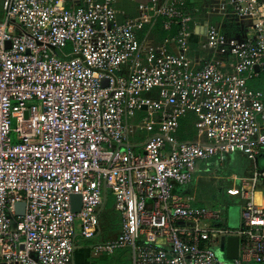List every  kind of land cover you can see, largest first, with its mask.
<instances>
[{
    "label": "built area",
    "instance_id": "1",
    "mask_svg": "<svg viewBox=\"0 0 264 264\" xmlns=\"http://www.w3.org/2000/svg\"><path fill=\"white\" fill-rule=\"evenodd\" d=\"M116 1L0 0V264H74L109 201L118 231L97 256L264 264V0H218L219 21L188 0L124 18ZM231 153L252 161L218 187L234 226L191 192Z\"/></svg>",
    "mask_w": 264,
    "mask_h": 264
},
{
    "label": "rangeland",
    "instance_id": "2",
    "mask_svg": "<svg viewBox=\"0 0 264 264\" xmlns=\"http://www.w3.org/2000/svg\"><path fill=\"white\" fill-rule=\"evenodd\" d=\"M15 126V120L12 118L11 120V128ZM11 137L14 139L15 135L12 132ZM229 158H233L232 162H228L226 167V172L219 168H217L212 162L208 164V169L205 170L207 167H203V170L197 175L193 186L191 187V192L196 196V199L199 202L212 204L213 202H221L222 205L226 202V196L222 193L218 192V187L221 184H231V175H239V164L236 161V155L228 154L226 158V162ZM215 160V159H214ZM213 160V161H214ZM211 161V160H210ZM240 162H244L246 168L252 165V161L245 157H239ZM245 168H243V171ZM244 173V172H242ZM246 173V172H245ZM239 205L238 203H228L224 205V213L226 215L227 224L229 226L237 225L238 217H239ZM117 219L114 211L111 207V201H109L103 208L99 218V231L97 236L81 240L80 236L79 240L80 246L82 248L76 251V257L81 259L84 262L89 255L93 254L89 247L93 244H97L100 242H105L109 238H113L116 236L118 231V225L116 224ZM87 247V248H84ZM101 256V255H99ZM93 254L94 258H97L99 264H131V259L129 256L128 249H115L112 253L107 255H102L104 257H99Z\"/></svg>",
    "mask_w": 264,
    "mask_h": 264
},
{
    "label": "crops",
    "instance_id": "3",
    "mask_svg": "<svg viewBox=\"0 0 264 264\" xmlns=\"http://www.w3.org/2000/svg\"><path fill=\"white\" fill-rule=\"evenodd\" d=\"M147 1L148 0H117L116 5H117L119 11L122 12L121 16L126 18V17H130L131 15H133V13L136 12V7H137L138 2H147ZM188 1L190 2L191 7L195 6V7L202 8L205 11L204 12L205 18H207V19L209 18L212 21H219L220 17L218 15L210 12V8L212 6H215L217 4L218 0H188ZM224 29L227 33H233L231 30V27H229L228 24L224 25ZM246 32H247V28L245 26H243V24L240 22L239 27H237V29H236L237 36H239L241 38L245 35ZM255 86L261 87L262 89H264V75L262 76L261 80H258L255 82ZM231 154L236 155V161H233V162H237V164H239V175L248 174L250 167L246 168L244 162L239 161V157H244V156H241L237 153H231ZM232 159L233 158H229V160L227 162L225 159L222 162H225V164L227 165L228 162H232ZM204 162H219V161L216 158H211V159L206 160ZM243 168H245L244 169L245 171H243ZM226 170H227V167H226ZM242 172H244V173H242ZM80 248H82V247H80ZM80 248H77L74 252V255H73L74 264H99L98 261L96 260L97 258L93 257V254L92 255L90 254L89 257L84 262H82L81 259H78L76 257V251ZM84 248H87V247L84 246ZM99 257L102 258L104 256L101 255Z\"/></svg>",
    "mask_w": 264,
    "mask_h": 264
},
{
    "label": "water",
    "instance_id": "4",
    "mask_svg": "<svg viewBox=\"0 0 264 264\" xmlns=\"http://www.w3.org/2000/svg\"><path fill=\"white\" fill-rule=\"evenodd\" d=\"M80 205V197L78 195H72V208L74 211L78 210ZM23 209V203H17V212L21 213ZM223 247V246H222ZM237 256V238L229 236L226 239V257L234 258Z\"/></svg>",
    "mask_w": 264,
    "mask_h": 264
},
{
    "label": "bare ground",
    "instance_id": "5",
    "mask_svg": "<svg viewBox=\"0 0 264 264\" xmlns=\"http://www.w3.org/2000/svg\"><path fill=\"white\" fill-rule=\"evenodd\" d=\"M254 201H255L256 203H259V202H260V193H259V192H256V193L254 194Z\"/></svg>",
    "mask_w": 264,
    "mask_h": 264
},
{
    "label": "trees",
    "instance_id": "6",
    "mask_svg": "<svg viewBox=\"0 0 264 264\" xmlns=\"http://www.w3.org/2000/svg\"><path fill=\"white\" fill-rule=\"evenodd\" d=\"M260 89H262L261 87H259ZM264 91V89H262Z\"/></svg>",
    "mask_w": 264,
    "mask_h": 264
}]
</instances>
